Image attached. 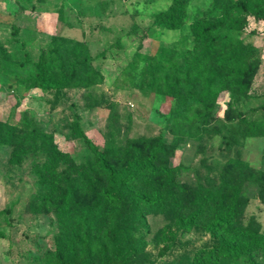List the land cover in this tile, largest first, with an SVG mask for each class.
Returning <instances> with one entry per match:
<instances>
[{"label": "trees", "instance_id": "obj_1", "mask_svg": "<svg viewBox=\"0 0 264 264\" xmlns=\"http://www.w3.org/2000/svg\"><path fill=\"white\" fill-rule=\"evenodd\" d=\"M223 1L216 17L192 21L190 52L180 55L161 47L153 55L138 53L131 63L134 68L142 63L141 88L175 99L176 120L194 113L207 124L215 117L222 96L229 95L227 107L233 108L251 94L260 65L257 49L231 33L243 30L249 15L264 19V0ZM185 13L186 2L174 0L155 18L175 29L182 26ZM65 49L63 38L52 37L36 60H27L33 73L21 80L24 88L61 91L102 81L101 72L90 65L85 52L78 49L66 56ZM249 112L258 117L236 111L238 126L225 136L226 144L237 143L238 137H264V101ZM181 127V122L173 126L170 142L159 134L128 138L123 145L101 149L75 120L70 137L82 139L91 152L86 161L77 163L58 149L50 135L29 122L21 127L0 122V143L10 148V163H27L36 179L32 212L49 207L55 213L53 248L46 251L43 264H140L150 232L149 215L165 220L152 238L171 234L175 228L180 233L200 229L213 240L179 253L167 264H222L224 259L264 264V232L255 218L246 224L242 220L248 202L242 186L247 181L255 183L264 203V170L229 158L217 187L185 186L175 179L178 166L170 164L182 142ZM11 211L10 207L0 209V216Z\"/></svg>", "mask_w": 264, "mask_h": 264}, {"label": "rangeland", "instance_id": "obj_2", "mask_svg": "<svg viewBox=\"0 0 264 264\" xmlns=\"http://www.w3.org/2000/svg\"><path fill=\"white\" fill-rule=\"evenodd\" d=\"M183 1L186 13L182 26L168 29L155 14L169 8L174 0H0V122L18 127L29 122L50 135L58 149L77 163L86 161L91 152L82 139L70 137L75 120L101 149L123 145L128 138L159 134L170 142L173 126L181 122L182 142L170 159L171 165L178 166L176 181L187 187H217L229 158L246 160L264 170V137H238L237 143H225L228 132L238 126L236 111L258 117L249 109L264 101V19L249 15L246 27L231 33L257 49L260 65L249 98L228 108L229 95L222 96L209 123L203 124L194 113L176 120L174 98L140 87L142 63L138 62V68L131 65L136 55H153L161 47L175 49L180 55L190 52L192 21L216 17L224 2ZM52 37L64 39L66 56L78 49L85 52L90 65L101 72L102 81L61 91L26 90L21 80L33 73L26 61L36 60ZM9 153L10 148L0 143V209H12L0 216V264H43L46 251L53 248L55 213L49 207L32 212L30 204L38 191L36 179L27 163L11 164ZM242 194L248 199L243 223L253 217L264 232V203L258 197L257 185L244 182ZM146 220L150 232L140 264H167L183 251L213 242L200 229L180 233L173 228L171 234L152 238L165 220L154 215ZM222 264L243 263L224 259Z\"/></svg>", "mask_w": 264, "mask_h": 264}]
</instances>
